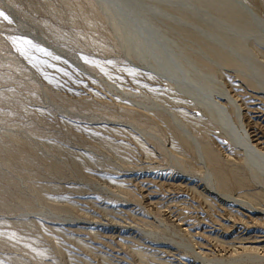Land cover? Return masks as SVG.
<instances>
[{
    "label": "rangeland",
    "instance_id": "obj_1",
    "mask_svg": "<svg viewBox=\"0 0 264 264\" xmlns=\"http://www.w3.org/2000/svg\"><path fill=\"white\" fill-rule=\"evenodd\" d=\"M187 1L199 4L196 8L200 9L212 5L208 3L211 0L206 2L204 0L205 3L202 2L203 0ZM6 2L0 0V13H2L0 15V264L207 263L204 259L197 258L189 251L171 243L169 239H172L171 236L174 237V235L185 237L188 242H190L189 240L193 241V245L198 252L202 253L203 257L206 255L208 257L205 258L208 259L221 257L226 259V264H233L229 260L232 259L231 255L240 257L249 253L248 251L251 252V249L257 253L260 250V254H258L264 256V218L257 217L252 211H244L231 203L222 204L219 200H217L218 203L214 202L216 199L206 193L208 191L204 187L205 182L201 179L203 172L200 169L202 167L199 161L195 162L197 157L194 149L189 146L190 150H188V144H183L184 141L180 140L182 138L176 134L177 132L175 133L176 129L170 125L168 117L161 114V108L157 105L164 101L165 105L168 104L172 110L176 111L185 107L184 111L189 109L187 113H189V117L191 114V116H195L194 119L202 117L203 113L192 107L189 108L188 104H185L188 102L186 99H183L185 105L178 103L175 105L174 97L179 100L180 98L175 93L173 94V89L167 84V81L158 79L134 58L132 60L128 58V53L122 48L124 46L122 36L95 1L6 0ZM201 4L207 6L203 7ZM263 5L264 2L259 3L260 8H263L264 11ZM170 11L175 14L169 16L176 21L179 18L176 14L177 11L174 9ZM130 56L133 57L132 54ZM91 75L94 78L91 77L93 81L95 80L94 83L90 78ZM147 76L156 78L149 77L150 80ZM156 79L160 80V83ZM109 84L110 86H108ZM111 88L113 89L111 90ZM235 93L240 94L241 100L245 96L243 104L248 109L246 113L251 131L254 129L253 132H257L254 133L259 137V141L264 142V125H262L264 122L261 123V120L264 121V100L260 101L262 99L256 91L254 95L252 94L253 96L239 93V91ZM130 96L132 97L130 98ZM133 100L136 103H148L146 106L150 109L146 110L147 113L140 107L138 110L137 106L131 103ZM122 101L127 104H123ZM155 101L158 102L153 104ZM131 105L135 106L134 110L130 109ZM130 112L135 113L131 114ZM253 114H256L255 117L252 116ZM188 115H184L185 120L183 121L192 123V129L196 128V125L198 128L201 126L202 128L194 129L195 133L200 139L201 137L203 140L205 139V143L201 142H203L205 150L206 148L210 150L209 155L210 152H215V155L211 153V158H209L211 160L215 157L213 159L215 164H213V160L207 161L212 171L217 170L214 174L219 177V183L221 180L223 181L221 182L223 184H220L223 186L222 188L227 187L232 192L235 190V194H243L246 191L256 192L259 188L258 185L255 187L250 184V187L247 185L249 183L243 182L246 175L238 170L237 165L239 164H234L238 157H235L234 151L227 147V141L218 135V132L212 129L213 127L206 126L202 121H198V124L197 119L189 118ZM258 115L260 116L258 117ZM253 120L260 123H255ZM255 124L262 125L259 134L260 127ZM215 135L219 136L222 141L224 139V143ZM208 136L211 138L207 140ZM158 141L160 142L158 143ZM217 141L219 145L215 144L218 143ZM161 143L164 148L161 147ZM159 144L161 145L159 146ZM172 145L176 151L173 150ZM224 145L225 147H222ZM170 146L172 147L170 148ZM211 146L213 147L211 148ZM219 151L221 154L217 156ZM178 152L183 155L185 153V155L182 156ZM229 154L235 157L234 161V157ZM186 155L194 162L189 160V163V158ZM209 155L208 157H210ZM186 158L188 163L185 162ZM178 159L182 164H178ZM223 161L229 165L231 163V165L228 167V164ZM194 163L195 165L191 166ZM185 165L187 168L189 167L187 170L184 168ZM181 166L183 167L181 168ZM232 167L234 170L231 169ZM191 169L199 171V173L193 172ZM235 171H239L241 176ZM243 174L244 176H242ZM182 175L184 176L182 177ZM236 176H240V179H237ZM182 178L185 179L184 182H182ZM193 179L197 181L194 182ZM236 179L238 182H243L240 183L239 191L237 190L238 186L236 187L238 183ZM184 183L186 184L184 185ZM191 186H195L194 189L198 190L192 191L193 187L190 188ZM199 190L204 192L201 197ZM204 196H206L205 200ZM180 199L184 201H180ZM208 200L212 202L209 203ZM175 202L180 203L176 204ZM201 202L202 204H200ZM203 202L205 203L203 204ZM194 203H197L198 206ZM213 203H217L214 205L215 208L212 207ZM230 206L235 208V210L232 207L230 209L233 214H230L232 211H227ZM174 208L176 209L174 210ZM207 208L208 210H206ZM213 209L215 210L213 214L215 213L214 215L218 219L211 215ZM216 209H219L218 212ZM236 209L241 212L238 214ZM182 211L183 213H181ZM191 213L192 216H190ZM202 213L203 216H201ZM172 215H176V217ZM210 215L213 219L209 217ZM225 215L227 217L230 215V218H226ZM247 215L250 217L246 218ZM182 216L188 217H184L185 221H190L189 218L191 221L189 223L184 220L181 222L184 219ZM235 217L238 219L236 220ZM175 218L176 220H174ZM179 218L181 219L179 220ZM195 218L196 223L194 222ZM251 218L255 221L254 223ZM217 221L220 224H216ZM244 221H247L248 225ZM173 223L175 224L173 225ZM262 223L263 225H261ZM184 224L187 225L184 226ZM253 224H256V227ZM111 225L112 228H110ZM220 225L223 228H217ZM176 227L177 231H182L179 232L180 234L175 232L176 229L173 231ZM245 228L247 229L245 230ZM226 229H228L227 233ZM145 230L147 232L148 230L154 231L163 237L161 240L158 239L160 242L147 238L148 236L146 237L143 233ZM193 232L197 233L194 235ZM200 233L201 236L202 234L204 236L201 237ZM236 233L240 240L235 236ZM214 234L220 239L218 240ZM240 235L245 239L244 241L247 239L246 236L250 235L249 240L241 241ZM213 237L220 241L219 244ZM199 239L204 244H199ZM234 242L235 248L233 249ZM220 245L222 246L219 248ZM175 246L176 248H174ZM198 246L199 248H197ZM214 247L216 251H214ZM222 247L224 252L222 250L220 252ZM203 251L208 254H204ZM191 255L193 256L191 257ZM228 255L230 258H227ZM234 256L233 258H235ZM203 261L204 263H202ZM249 262L259 264L248 259L234 264H248Z\"/></svg>",
    "mask_w": 264,
    "mask_h": 264
},
{
    "label": "bare ground",
    "instance_id": "obj_2",
    "mask_svg": "<svg viewBox=\"0 0 264 264\" xmlns=\"http://www.w3.org/2000/svg\"><path fill=\"white\" fill-rule=\"evenodd\" d=\"M1 1L6 2V0H1ZM93 1H95L97 3L99 8L106 14V16L112 22V24L115 25L116 29L119 31L120 36H122V42L124 44V46L122 48L128 53L127 54L128 58L130 60H132V58H134L135 60L139 61L141 63V65H144L146 70L151 71L156 77H158V79H161L163 81H167V84L172 87L171 89H173V94L175 93V95L180 98V100H179V99H175V97H174L173 100L176 103L174 101L173 102L175 103V105L177 103L179 105L188 104L189 108L192 107L193 109H196V111L199 110L200 112L203 113V116L201 115L202 117H199L198 119L197 118L194 119L195 116H191L192 114L189 117V115H188L189 113H187V111L189 109L184 111L185 107L183 108L181 106V108H183V109L179 108L180 110L176 111L174 109L172 110V108L169 107L168 104H167L168 106L165 105L164 101H163V103H161V104L159 103V105H157L158 107L161 108V111H162L161 114L166 115V117H168V121H169L170 125L173 126L174 129H176L175 133L177 132L176 134L180 135V137L182 138L180 140L184 141L183 144L187 143L188 148H189V146H191L194 149V153L196 154L195 156L198 159L197 160L195 157V159H196L195 162L199 161V163L202 167V168L200 167L201 168L200 170H202V172H203L201 179L205 182L204 187H206V190L208 191L206 193H208L209 195H211L212 197H214L216 199V201H214V202H217V200H219V202H221L222 204L225 202L231 203L232 205L234 204L235 206L236 205L239 206L244 211H247V212L252 211L257 217L260 216V217L264 218V204H262V202H264V147H263L264 145H262L264 142L259 141V137H257V134H256L257 132L256 131H254L256 133L253 132L254 129L251 131L250 123L248 121L249 118L247 117V113H246V110H248V109H246L247 106L243 104V100H244L245 96L244 97L241 96L243 99V100H241L239 98L240 94L235 93L236 91H239V93L241 92L244 94H251V95L253 94L254 95L255 94L254 92L256 91L258 93V95L261 97L260 99H262V100H260V99L259 100L260 101L264 100V11L262 10L263 8L261 9L259 6V3L264 2V0L263 1L262 0H219V1L211 0L208 3L210 5L211 4L215 5L217 8L216 7L213 8L212 5L210 6L211 7L210 8V7H206L207 5L203 6V4H201L203 7H206V8H201V9L196 8V6L199 4H196L192 1L190 2L187 0L177 1V2L170 1V0H93ZM206 1L207 0H205V2ZM202 2H204V0ZM263 6H261V7H263ZM173 9L177 11L176 14L179 16L178 19H176L177 17L175 18L176 21H174L172 19L173 17L171 18V16H172L171 14H173L174 12H172L170 10H173ZM169 15H171V16H169ZM30 34H27V35H30ZM172 37H174V38L172 39ZM130 53L133 55V57L130 56L131 55ZM127 64H128V62H127ZM137 65H139V64H137ZM132 72H135V71H132ZM138 72H140V71H138ZM87 74H88V72H87ZM134 74H136V73H134ZM91 77H92V75L90 76V78ZM149 77L152 79L156 78V77L153 78V76H147L148 79H150ZM90 78H88V79H90ZM92 78H91V80L93 81L94 78L93 79ZM96 79H98V78H96ZM159 81H158V83H160ZM163 81H161V82H163ZM94 82H95V80L92 83H94ZM95 84H97V83H95ZM167 84H164V85H167ZM108 86H110V84ZM117 88L119 89V87H117ZM112 89L113 88H111V90ZM121 92H123V91H121ZM110 94H112V93L110 92ZM119 96H117L118 99H119ZM131 97L132 96H130V98ZM138 98H139V96H138ZM247 98H249V97H247ZM250 98H251V96H250ZM252 98H254V97H252ZM115 99H117V98H115ZM183 99L184 100L186 99L188 102H185V104H183V102H184ZM135 100H137V99H135ZM140 100L141 99L139 98V101ZM156 100H158V99H156ZM181 100H183V101H181ZM253 100H252V102H253ZM259 100H258V102H259ZM116 101L121 102L120 100H116ZM123 102L124 101H122V103ZM156 102H158V101H155V103H153V104H156ZM159 102H161V101H159ZM179 102H182V103H179ZM247 102H246V104H247ZM131 103L133 105L137 106V108L140 107V108L144 109V111H146L147 109H150L146 106V104H148V103H146V104H144V102L143 103H136V102H134V100L131 101ZM123 104L126 105L127 103L125 102ZM171 104H173V103L171 102ZM128 105H130V104H128ZM135 106H132V108H130V109L134 110L133 107H135ZM149 107H151V106H149ZM137 108H135V109H137ZM175 108L177 109L176 106H175ZM260 109H262V108H260ZM138 110H140V109L138 108ZM181 110H183V111H181ZM254 111H256V110H254ZM258 111H260V110H258ZM263 111H261L262 114H263ZM150 112H148V113H150ZM134 113H131V114H134ZM136 113H137V111H136ZM145 113H147V111ZM151 113H153V112H151ZM157 114H158V112H157ZM153 115H156V114H153ZM184 115H186V116L188 115L189 118L192 117L194 120L197 119V122L202 121V123L204 122V124L206 126H209L210 128L213 127L212 129L216 130L218 132V135L222 136L225 139V141H227L226 142V143H228L227 147H229L230 149H232L234 151V153H233L234 156L239 158V159L236 158L237 162L234 164H236V165L239 164V165H237L239 168L238 170L240 171V173L243 172L246 175V176H244V174L242 175L245 177V180L243 179L244 177H242V179L244 180V181L243 180L242 181L249 183V184H247L248 186H250V184L255 185V187L258 185V187L260 189L257 187L258 189L256 192H247L246 190H244L246 192H244L243 194L242 193L241 194H235L234 193L235 190H234V192H232V190L228 189L225 185L224 186L226 188L223 189L222 188L223 186L220 185V184H223V183H221L223 181L221 180V182L219 183V177H216V174H214V172H216L217 170H215V168H214L215 171H212L211 168L208 166L207 160H210L209 158H211L212 154L215 155L214 154L215 152L214 153L210 152V155H209L208 152L210 150H207V148L205 150L204 149L205 147H203L204 146L203 142L205 143V141H204L205 139L203 140L202 137L200 139L197 136V134L195 133L196 131H194V129L196 130V128H198V126L196 125V128L194 127L192 129V127H191L192 123L190 124L189 122L186 123L185 121H183V120H185ZM254 115H256V114H253L252 116H254ZM259 116L260 115H258V117ZM188 117H187V119H188ZM262 122H264V121L261 120V123ZM255 123H260V122L256 121ZM194 124H193V126H195ZM198 124H199V122H198ZM262 125H264V124H262ZM262 125H260V126H262ZM256 126H258V124ZM260 126H258V127H260ZM199 128H202V127L200 126ZM260 129H261V127L259 128L258 134L260 133ZM214 130H213V135H214ZM256 130H258V129H256ZM210 132H211V130L209 131V133ZM199 134H201V133H199ZM206 135H209V134H206ZM206 135H204V136L207 137ZM151 137L153 138V136H151ZM216 137L221 140V138L219 136H216ZM209 138H211V137L208 136L207 140ZM224 139H223V141H224ZM210 140H212V139H210ZM210 140H209V142L211 143ZM216 140H218V139H216ZM216 140H214V141H216ZM201 141H203V142H201ZM159 142L160 141H158V143ZM165 143H166V141H165ZM161 144H159V146ZM187 144H185V145H187ZM215 144L219 145V142L215 143ZM208 145H210V144H208ZM213 145H214V143H213ZM172 146H170V148ZM214 146H216V145H214ZM161 147H163V144L161 145ZM168 147H167V149H168ZM212 147L213 146H211V148ZM222 147H225V145ZM222 147H221V149H222ZM172 148H173V150L176 151V149H174V146ZM188 150H190V148ZM215 151L218 152V150H215ZM223 151H225V150H223ZM173 152H171V153H173ZM219 152L220 153L217 156H220L221 151H219ZM226 152H228V151H226ZM179 154H182V153H179ZM169 155H170V153H169ZM184 155H185V153H184ZM184 155L182 154V156H184ZM208 155L210 157H208ZM227 155H228V153H227ZM229 155H232V154H229ZM188 156H190V155H188ZM188 156H187V158H189ZM234 156L232 155V157H234ZM223 157H225V156L223 155ZM235 157H234L233 161L235 160ZM177 158H175V159H177ZM187 158L185 159V162H187L186 161ZM193 158H194V156H193ZM180 159H181V157H180ZM213 159H215V157ZM213 159H211V160H213ZM189 160H192V158L191 159L189 158L188 162H189ZM211 160H210V162H211ZM217 160L219 161V159H217ZM227 160H228V158H227ZM192 162H194V160H192ZM173 163H174V161H173ZM220 163H221V159H220ZM224 163L226 164L227 162H224ZM178 164H182V162L180 163V160H179ZM213 164H215L214 160H213ZM194 165H195V163L191 166H194ZM210 165H212V164H210ZM230 165H231V163H230ZM230 165L228 164V167ZM174 166H175V163H174ZM197 166L199 167V165H197ZM214 166L216 167V165H214ZM176 167L178 168V166H176ZM182 167L183 166H181V168ZM184 168L187 170L189 167L187 168L185 165ZM193 168H195V167H193ZM224 168H227V167H224ZM196 169H198V168H196ZM231 169L234 170V167H232ZM231 169H230V172H231ZM191 170H193V172L194 171L196 172V170H194V169H191ZM225 170H228V169H225ZM199 171H197L196 173H199ZM220 171L223 172V170H220ZM239 171L238 172L235 171V172L239 173ZM185 173H186V171H185ZM219 173L220 172H218V174ZM240 173L238 175H240ZM187 175H189V174H187ZM190 175H192V174H190ZM225 175H227V174H225ZM225 175H224V177H225ZM183 176L184 175H182V177ZM233 176H234V173H233ZM240 176H236V178L240 179ZM187 177H189V176H187ZM198 177H200V176H198ZM221 178H222V176L220 177V179ZM226 178H228V177L226 176ZM237 179H236V181H237ZM183 180H185V179L182 178V182H184ZM187 180H188V178H187ZM195 180L193 179L194 182H195ZM234 180H235V178H234ZM226 181H229V180H226ZM189 182H190V180H189ZM243 182H238L239 185H237L238 183L236 184V187L238 186V188H237L238 191L241 188V187L239 188V186L241 185L240 183H243ZM186 183H184V185ZM190 183H192V182H190ZM200 183H201V181H200ZM196 184H197V182H196ZM229 184H230V182H229ZM202 185H203V183H202ZM188 186H189V184H188ZM188 186H186V187H188ZM194 187L195 186H191L190 188H192V191H197L198 189H194ZM244 187H245V185H244ZM247 189H248V191L250 190L249 187ZM254 189L256 190V188H254ZM201 190L203 191V188ZM206 190H204V191H206ZM242 191H243V188H242L241 192ZM198 192L200 193L201 191L199 190ZM198 192H196V193L199 194ZM202 193H204V192H201L200 193L201 195L199 194L200 197L202 196ZM188 194H189V192H188ZM206 196H204L203 199ZM195 197H196V195H195ZM192 198H193V196H192ZM207 198L211 199L210 197H207ZM183 199H180V201ZM195 200H196V198H195ZM205 202H203V204ZM207 202L211 203L212 201L208 200ZM177 203H180V202H177ZM217 203H215V204H217ZM194 204L197 205V203H194ZM200 204H202V202ZM215 204L213 203L212 207L215 208V206H214ZM192 205H193V202H192ZM196 205H194V206H196ZM207 206H208V203H207ZM201 207H202V205H201ZM222 207H223V205H222ZM231 207L232 206H230L229 209H227V207H226L227 211L228 210H229V212L232 211V210H230ZM169 208H170V206H169ZM190 208H192V206ZM210 208H211V206L209 207V210H210ZM175 209L176 208H174V210ZM233 209L235 210V208H233ZM177 210H178V208H177ZM181 210H183V209H181ZM204 210H205V207H204ZM206 210H208V208ZM218 210H217V212H218ZM213 211H215V210L213 209L211 211V215L215 217V215H214L215 213L213 214ZM236 211H237V209H236ZM199 212L201 213V211H199ZM207 212H209V211H207ZM237 212L239 214L241 211H237ZM181 213H183V211ZM192 213L190 216H192ZM231 213L233 214V211L230 212V214ZM253 213H251V214H253ZM193 214H195V213H193ZM197 214H198V212H197ZM224 214H225V212H224ZM198 215L197 216L195 215V216L198 217ZM206 215H207V213H206ZM211 215L209 216L210 218H211ZM255 215H253V216H255ZM174 216L176 217V215H174ZM186 216H184V217H186ZM201 216H203V213ZM247 216L248 217H246V218L250 217V215H247ZM209 217H208V219H209ZM231 217H232V215H231ZM181 218H179V220ZM186 218H188V217H186ZM226 218H230V215L228 217L226 216ZM232 218H234V217H232ZM242 218H244V217H242ZM211 219H213V218H211ZM215 219H218V218L215 217ZM220 219L223 220L224 218L223 219L220 218ZM220 219H219V221H220ZM237 219H238V217L236 218V220ZM251 219L253 221L252 223H254L255 221L253 220V218H251ZM259 219H261V218H259ZM172 220H173V218H172ZM174 220H176V218ZM183 220L185 221V218L182 219L181 222ZM186 220H188V219H186ZM189 220L191 221L190 218H189ZM203 220H205V219H203ZM236 220H234V221H236ZM239 220H242V219H239ZM245 220H247V219H245ZM248 220L250 222V219H248ZM190 221H185V222L189 223ZM195 221H196V218H195L194 222ZM234 221H232V222H234ZM173 222H175V221H173ZM228 222H230V221H228ZM257 222H256V224H257ZM215 223L220 224V222H218V221ZM221 223H223V222H221ZM234 223H236V222H234ZM101 224H103V223H101ZM174 224L175 223H173V225ZM176 224H177V222H176ZM246 224L248 225V223H246ZM246 224H244V225H246ZM180 225H182V224H180ZM186 225L184 224V226H186ZM224 225L226 226V224H224ZM255 225L253 224V226H255ZM261 225H263V223ZM179 226H177V227H179ZM177 227L174 228L173 231L176 229L175 232H178V233L182 232V231H177ZM220 227L223 228L221 225L217 228H220ZM230 227H232V226H230ZM233 227H234V225H233ZM235 227H237V226H235ZM250 227H251V225H250ZM110 228H112V225ZM157 228H159L158 225H157ZM197 228H199V227H197ZM200 228L202 230V227H200ZM247 228H245V230ZM138 229L141 230L140 228H138ZM166 229H168V228H166ZM230 229H233V228H230ZM220 230H222V229H220ZM235 230H237V229H235ZM136 231H138L137 228H136ZM210 231L213 232V230H210ZM223 231H222V233H223ZM197 232H195V233H197ZM203 232H205V231H203ZM227 232H228V229H226V233ZM143 233L146 237L148 236L147 238H152L153 240H158V239L161 240V238L163 237V235L161 236V234L156 233V232L151 231V230L150 231L148 230V232L145 230V231H143ZM143 233H142V235H143ZM188 233H190V232H188ZM191 233H192V231H191ZM195 233H194V235H195ZM205 233L208 234L207 232H205ZM185 234L187 236L186 232H185ZM239 234H241V233H239ZM261 234H259V235H261ZM210 235H207V237L208 236L210 237ZM225 235H228V234H225ZM167 236H169V235H167ZM189 236H191V235H189ZM200 236H201V233H200ZM200 236H199V238H201L204 235L202 234V236L201 237ZM215 236L217 237V235H215ZM235 236H237V233L235 234ZM237 237H238V240H240L239 236H237ZM237 237H236V239H237ZM248 237L246 236V238H247L246 241L249 240ZM171 238L172 239L168 238L171 243H174L176 246H178V247L180 246L183 249L189 251V253L195 255L197 258L199 257L200 259H204L205 261H207L208 264L209 263L210 264H214V263L224 264L226 262V259L221 258V257H219L218 259L205 258L207 255L206 256L204 255L205 257H203L201 255L202 253L198 252L197 249L195 248V246L193 245V243H192L193 241L189 240L192 243L191 244L190 242L187 241V239L185 237H181L180 235L179 236L174 235V237L171 236ZM188 238L190 239V237H188ZM211 238H212V236H211ZM217 238L215 239V237H213L214 240H217ZM232 238H233V236H232ZM240 238H241V235H240ZM260 238H262V237H260ZM165 239H167V238H165ZM219 239H220V237L218 238V240ZM225 240H228V239H225ZM234 240H235V238H234ZM242 240H243V242H246V241H244L245 239L241 238V241ZM196 241H198V240H196ZM199 241H200V239H199ZM210 241H211V239H210ZM252 241H254V240H252ZM258 241L260 242V239ZM151 242H152V240H151ZM214 242H216V241H214ZM219 242L220 241H218L217 244H219ZM153 243H155V242H153ZM194 243L196 244V242H194ZM200 243L204 244L202 241H200L199 244ZM225 243H227V242H225ZM229 243H232V242H229ZM229 243H227V244H229ZM249 243H251V242H249ZM199 244L197 243V245H199ZM215 244H213V245H215ZM245 244L248 245V243H245ZM234 245H235V242L233 244V249L235 248ZM159 246H160V244H159ZM172 246H173V244H172ZM176 246L174 248H176ZM221 246L222 245H220L219 248ZM257 246H259V245H257ZM257 246H256V248H257ZM241 247H242V245H241ZM254 247H255V245H254ZM197 248H199V246ZM209 248L212 249L211 246H209ZM236 248H237V246H236ZM259 248L261 249V247H259ZM203 249L205 250L206 246ZM214 249H215V247H214ZM177 250H179V249H177ZM221 250L223 251V247H222V249H220V252H222ZM236 250H238V249H236ZM206 251L208 252V249ZM214 251H216V249ZM231 251H232V249H231ZM239 251L242 252L241 250H239ZM258 251H259L258 253L260 254V250H258ZM203 252H204V254L207 253L205 251H203ZM225 252H226V250H225ZM248 252L249 253L246 252L247 254L241 255L240 257L239 256L235 257L233 255L235 258H233V256L231 255L232 259H229V260L233 264L236 262L239 263L241 261H244L245 259H246V261L248 259L249 261H252L253 263L264 264V256L263 255H259L257 253V251H252V249H251V252L250 251H248ZM237 253H235V254L237 255ZM193 255H191V257ZM217 256H218V254H217ZM228 256H227V258H230V256L229 257ZM222 257H224V256H222ZM189 258H190V256H189ZM209 258H210V255H209ZM197 260H199V259H197ZM202 263H204V261ZM249 263H251V262H249ZM200 264H201V262H200Z\"/></svg>",
    "mask_w": 264,
    "mask_h": 264
},
{
    "label": "snow or ice",
    "instance_id": "obj_3",
    "mask_svg": "<svg viewBox=\"0 0 264 264\" xmlns=\"http://www.w3.org/2000/svg\"><path fill=\"white\" fill-rule=\"evenodd\" d=\"M0 15H2V13H0Z\"/></svg>",
    "mask_w": 264,
    "mask_h": 264
}]
</instances>
